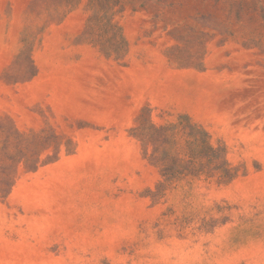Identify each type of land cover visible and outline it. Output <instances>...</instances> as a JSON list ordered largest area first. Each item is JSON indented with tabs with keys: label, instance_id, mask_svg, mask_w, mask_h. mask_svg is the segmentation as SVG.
Returning a JSON list of instances; mask_svg holds the SVG:
<instances>
[{
	"label": "rangeland",
	"instance_id": "374dc122",
	"mask_svg": "<svg viewBox=\"0 0 264 264\" xmlns=\"http://www.w3.org/2000/svg\"><path fill=\"white\" fill-rule=\"evenodd\" d=\"M0 264H264V0H0Z\"/></svg>",
	"mask_w": 264,
	"mask_h": 264
}]
</instances>
